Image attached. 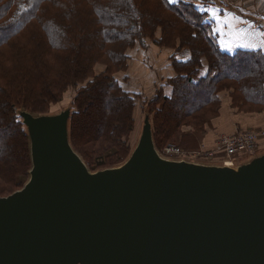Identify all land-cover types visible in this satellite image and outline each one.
I'll return each mask as SVG.
<instances>
[{"label":"trees","instance_id":"1","mask_svg":"<svg viewBox=\"0 0 264 264\" xmlns=\"http://www.w3.org/2000/svg\"><path fill=\"white\" fill-rule=\"evenodd\" d=\"M210 4L0 0V196L30 178V138L20 110L41 115L70 107L71 143L92 171L127 161L138 142L131 141L137 102L118 75L129 72V53L138 46L172 51L170 93L160 87L146 102L157 149L181 148L187 129L203 137L228 99L238 114L264 115V52L224 50ZM186 51L188 59H179ZM72 90L73 103L53 112Z\"/></svg>","mask_w":264,"mask_h":264},{"label":"water","instance_id":"2","mask_svg":"<svg viewBox=\"0 0 264 264\" xmlns=\"http://www.w3.org/2000/svg\"><path fill=\"white\" fill-rule=\"evenodd\" d=\"M20 116L32 169L0 196V264H264V153L236 166L164 158L147 113L127 161L92 171L70 107Z\"/></svg>","mask_w":264,"mask_h":264},{"label":"rangeland","instance_id":"3","mask_svg":"<svg viewBox=\"0 0 264 264\" xmlns=\"http://www.w3.org/2000/svg\"><path fill=\"white\" fill-rule=\"evenodd\" d=\"M261 27H264V21L261 22ZM260 27V28H261ZM170 50L164 49L158 50L147 45V47L138 46V48L130 51V69L129 72H122L118 75L122 85L125 90L131 93L136 97L137 109H136V118H137V128L136 132L132 135V143L136 144L141 135L142 126L144 124L145 112L148 109L147 101L152 99L156 91L160 87H165L167 92L170 93V88H167L166 80L171 76L173 69L170 62ZM189 53L185 52L184 54H178L179 59L186 60L188 59ZM103 70V66H99V71ZM76 95V90H72L66 97V99L59 105L53 108V112H58L65 108L66 106L73 103L74 97ZM225 108L222 110L221 116L212 120L208 124L205 135H198L194 131L186 130L184 133L185 136L182 139L180 145L181 149L185 151L199 150L202 145L205 144V139L207 142L214 141L221 134H236L244 131L255 132L259 134L258 139L260 142V152L256 155L264 153V115H245L243 113L235 112L236 116L229 117L225 116L226 110L232 106L230 99ZM235 111V110H234ZM230 118L236 120V126L233 127L230 122ZM259 119V120H257ZM202 138V140H201ZM187 139V140H186ZM184 140L186 142L184 143ZM213 143V142H211ZM178 145V144H176ZM168 145L163 148H158L159 151L163 152ZM252 157L246 156L240 159L239 163L250 160ZM208 163V162H206Z\"/></svg>","mask_w":264,"mask_h":264},{"label":"crops","instance_id":"4","mask_svg":"<svg viewBox=\"0 0 264 264\" xmlns=\"http://www.w3.org/2000/svg\"><path fill=\"white\" fill-rule=\"evenodd\" d=\"M208 12L215 21L218 40L224 50L249 49L240 45L259 46L264 38L261 36L264 27L260 25L264 21V0H211ZM233 15L236 19L230 20ZM226 115L233 117L238 114L230 107L226 110ZM230 122L233 127L236 126V120L230 118ZM209 146L212 149L215 143H209Z\"/></svg>","mask_w":264,"mask_h":264},{"label":"built area","instance_id":"5","mask_svg":"<svg viewBox=\"0 0 264 264\" xmlns=\"http://www.w3.org/2000/svg\"><path fill=\"white\" fill-rule=\"evenodd\" d=\"M258 136L259 134L250 131L221 134L216 138L215 147L212 149L202 145L199 150L185 151L175 145H168L163 152L158 151L167 159L236 166L240 159L246 156L253 157L260 152Z\"/></svg>","mask_w":264,"mask_h":264},{"label":"snow or ice","instance_id":"6","mask_svg":"<svg viewBox=\"0 0 264 264\" xmlns=\"http://www.w3.org/2000/svg\"><path fill=\"white\" fill-rule=\"evenodd\" d=\"M217 19H218V16H217ZM229 19L230 20H235L236 17L233 15ZM225 22H228V21H225ZM244 35L246 36L247 33H244ZM261 36L264 37V33H261ZM240 46L249 48L250 50H264V38L261 39V43H260L259 46H254V45H251V44H242Z\"/></svg>","mask_w":264,"mask_h":264},{"label":"bare ground","instance_id":"7","mask_svg":"<svg viewBox=\"0 0 264 264\" xmlns=\"http://www.w3.org/2000/svg\"><path fill=\"white\" fill-rule=\"evenodd\" d=\"M159 150V149H158Z\"/></svg>","mask_w":264,"mask_h":264}]
</instances>
